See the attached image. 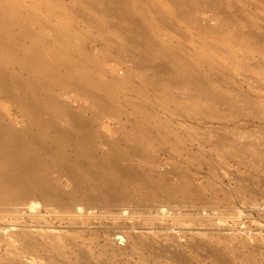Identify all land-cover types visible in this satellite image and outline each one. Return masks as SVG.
Returning <instances> with one entry per match:
<instances>
[{
	"label": "rangeland",
	"instance_id": "1",
	"mask_svg": "<svg viewBox=\"0 0 264 264\" xmlns=\"http://www.w3.org/2000/svg\"><path fill=\"white\" fill-rule=\"evenodd\" d=\"M105 4L116 16L103 11ZM127 11L148 34L146 58L166 57V70H140L129 60L141 50L131 23L120 18ZM0 15L14 33L21 23L28 52L43 63L56 60L68 77L65 84L47 82L57 113L33 112L0 88L9 128L34 131L31 119L55 114L71 123L68 112L86 118L100 155L115 141L122 153L141 149L134 168L144 173L147 193L123 208L66 213L42 201L19 212L0 207V264H264V0H0ZM110 22L118 27L109 30ZM2 60L0 51L9 74L39 86L38 73ZM247 114L259 116H237ZM68 123L59 128L77 134ZM53 127L44 128L42 146L54 143ZM208 136V144L223 141L226 153L244 146L245 136L256 141L239 165L211 151ZM139 159L147 162L140 166ZM59 174L51 173L53 182L72 191ZM112 179L124 191L137 180Z\"/></svg>",
	"mask_w": 264,
	"mask_h": 264
},
{
	"label": "bare ground",
	"instance_id": "2",
	"mask_svg": "<svg viewBox=\"0 0 264 264\" xmlns=\"http://www.w3.org/2000/svg\"><path fill=\"white\" fill-rule=\"evenodd\" d=\"M223 10L226 11L224 8ZM223 10L220 11L221 15ZM103 11L107 12L110 16H116V13L112 10V6L110 4H105ZM226 17L229 18L228 15L225 16V19ZM95 18L94 20L92 17L89 19L92 20V22H96ZM120 18L127 20L129 24L131 23L132 27L128 30L131 33L136 34V46L139 48V50H141L137 53L131 52V55L128 57L135 67L140 70H143L144 68H148V70L153 71L158 69L166 70L169 63L166 57H164L163 60H160L159 63H156L155 61L151 62V60L146 58L144 39L148 34L145 30V27H143V25L137 21L134 14L130 11H127V13ZM230 19L228 20L229 22ZM98 23L96 22L95 24H97L96 27L99 29L100 27H98ZM230 23H232V19ZM100 24L102 26V23ZM13 25L10 23V21L7 22V20H5L2 15H0V51L3 56V64H8L6 66L11 65L13 68H21L26 72L38 73L42 79L40 80L39 86L33 89L31 84L22 79V77L14 73L9 74V72H7L2 65H0V88L2 93L7 97L14 98L20 106L30 109L33 112H40L41 109L44 108L50 112L56 111L53 110L54 107H52V109L49 107L51 105H49L50 99L47 97L49 96V93L47 94L49 88L47 82H62V84H65V82H67L66 80L68 79L66 76L67 71L59 72L58 69L60 68L55 69L57 68L56 66H58L56 60H52V63H43L44 60H41L37 53L28 52L25 49L26 44L23 42V39L28 38L27 32H25V29L20 23L17 25V27H19V32L14 33L12 29ZM14 27L15 26H13V28ZM117 27L118 25L114 24V22H110L108 24L109 30ZM105 30L107 29H104V31ZM102 32L100 31V33ZM255 35L257 34L255 33ZM260 36L262 35L258 34V38H260ZM87 61H91V59L88 58ZM105 91L108 93L111 90L108 91L107 89ZM210 92L212 94H210ZM210 92L207 94H210L212 98L219 97V99L226 100L225 97L223 98L221 95H214L215 93L212 91ZM95 99L98 101L97 98ZM229 105L234 108H238L235 106V103L233 104L232 102H229ZM67 111L65 110L64 113H67ZM50 112L48 115H50ZM51 114L53 115V113ZM67 114L66 115L69 116L70 119L69 117L66 118L71 120V123L68 120H64L63 118H58V114H55L52 116V118L57 115L58 120L55 117L57 120L56 122H58L59 119H62L61 122L63 120L65 122L68 121L71 128L72 126L73 128H78L77 134L71 132L74 131L73 129L71 131H67V127L65 129L59 128L61 124L60 122H58L60 123L59 126L56 127V122H54L55 119L51 120L52 118H50V120L48 119L40 122L37 118H33L31 121L33 124H36L34 125L37 126L36 128L38 129L33 131L30 128V131L27 129L26 132L24 131L21 133L9 128V121L7 123V121L4 119L5 116L3 115V106L0 104V207H13L17 210L16 212H19V207H26L27 205L32 206L33 204H37V201H42L45 207L60 209L66 213L76 210V208L79 206L84 207L85 210H101V208L105 209V207L108 208V206L112 207L113 205L116 206L118 204H120V206H122L121 204H124L126 207L125 204H127L131 199L142 197L147 194L143 192V190H145L144 173L134 168V163L136 162L135 159L138 160L141 149L137 146L128 150L127 152L122 153L118 150V147H116V141H109L110 144L112 142L115 143V147H113V144L112 147H110L111 145L108 144L110 145L108 147L106 146L107 144L104 143L106 146L104 149H108H105L107 152L103 151V155H100V147H98L99 145L97 146L95 144L94 139L96 138L93 137V129L91 130L90 126L92 122L89 123L90 120L88 121L86 118L81 116L79 117L78 115V117L76 115V117L74 115L73 117L70 112ZM237 116L254 119L259 115L247 114ZM65 122H63V124H65L64 127L66 126V123H68ZM69 123L67 125H69ZM47 127H53L54 143L44 147L41 145L40 139L41 135L46 136L44 128L47 130ZM98 136L101 139L100 135ZM11 137L14 138L15 141H11ZM77 137L78 139L81 138L79 140H82V143L79 140L77 141ZM209 139L210 136L206 137L205 142L207 143ZM255 141L256 137L245 136L244 146L232 145L230 147L231 150H233V153L224 152L223 141H218L215 143L211 142V144L207 143V145L210 147V149H212L211 151H213L214 148L217 149L216 154L219 158L223 157L228 161L231 160L238 163L239 165H244L245 159H247V155L250 152L248 147L253 145ZM77 144L81 145V147L76 148ZM204 153L205 152L201 154L204 156ZM152 160V158L149 159V161ZM211 161L212 159L210 158L208 162ZM146 162L147 161L144 162V160L139 159L140 166H143ZM55 171L60 173V176L66 177L71 182L73 186L72 191L64 192L62 186L53 182L51 173H55ZM113 175H120L121 177H124L127 181H129L128 183L131 182L132 177L137 180L132 181L134 182V187L133 189L130 188L131 191L130 189L124 191L126 187L123 190L118 189L119 184L117 185L113 182ZM102 185H107V187L97 188V186ZM121 185L126 186L124 182H121ZM153 194L154 190L151 195ZM147 196H149V194ZM121 208H123V206ZM27 244L31 245V243L28 241ZM80 253L81 251L79 254ZM178 253L180 256V252ZM81 254L79 256H82ZM82 259H84V257ZM86 262L89 261L87 260ZM184 263L186 264L187 262Z\"/></svg>",
	"mask_w": 264,
	"mask_h": 264
}]
</instances>
